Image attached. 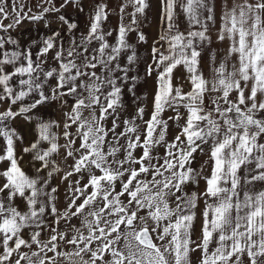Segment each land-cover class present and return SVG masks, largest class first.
Here are the masks:
<instances>
[{
	"label": "snow or ice",
	"instance_id": "obj_1",
	"mask_svg": "<svg viewBox=\"0 0 264 264\" xmlns=\"http://www.w3.org/2000/svg\"><path fill=\"white\" fill-rule=\"evenodd\" d=\"M69 3L83 11L79 0H63L61 7ZM128 3L134 25L149 5L147 0ZM36 6L42 11L29 15L32 9L25 12L23 0H0V32L59 11L52 0ZM215 14V0H161L158 42L167 44V54L152 47L156 67H147L148 76L156 71L152 110L144 120L145 109L137 107L120 132L121 85L129 79L135 53L127 55L126 65L118 61L131 47L126 36L135 29L121 23L110 44L105 37L111 32L102 29L106 4L95 6L87 35L72 40L67 55L57 44L58 32L43 39L35 60L31 47L9 50L7 45L17 42L0 36V104L8 105L0 111V264H192L191 253L197 251L198 264H264V0H224L216 39L229 44L223 59L210 56L206 76L201 48L212 42L209 23H215ZM178 16L186 17L187 32L179 31ZM58 19L69 32L77 28L63 15ZM138 40L145 42V35ZM93 41L98 46L90 47ZM53 51L57 66L46 69ZM179 67L188 91L174 82ZM68 97L71 108L62 125L38 121L36 138L23 147L29 163L36 162L35 174L29 175L16 151L22 137L7 122L19 116L30 121L34 110L57 101L68 105ZM166 109L176 113L168 119L180 129L170 142L168 121L162 118ZM109 118L111 127H106ZM61 126L64 145L52 131ZM157 146L165 149L162 156L153 154ZM62 147L65 163L72 161L62 179L80 178L69 181L71 195L66 193L68 203L61 211L58 189L50 181L61 171L52 157ZM197 152L208 159L193 168ZM201 180L204 188L197 191ZM200 201V235L193 238ZM62 246L72 247L65 251Z\"/></svg>",
	"mask_w": 264,
	"mask_h": 264
},
{
	"label": "rangeland",
	"instance_id": "obj_2",
	"mask_svg": "<svg viewBox=\"0 0 264 264\" xmlns=\"http://www.w3.org/2000/svg\"><path fill=\"white\" fill-rule=\"evenodd\" d=\"M99 0H79V4L82 6L83 11H80L77 7L76 3H69L65 5L64 7H61V4L63 3V0H52L53 4L56 8L59 9L58 12H49L45 13L44 20L40 21H30V20H24L20 25L9 29L7 32H0V36H3L5 39H8L11 37V39L15 40L17 43L16 45H7V48L9 50L13 48H19V49H27L31 47L33 52V59L35 60V53L38 49V47L41 46L43 39H45L47 36L53 35L54 33H59V36L57 37V44L58 46L60 44L63 45V48L65 50V55H67V49L69 48V45L72 40L79 41L82 36L87 35V29L90 23V17L94 14L95 6L98 3ZM224 0H215V3H220ZM25 8L24 11L27 12L29 8L32 9V12L28 13L29 15L32 14H39L42 11V8L37 7L36 5L40 3V0H23ZM100 2V1H99ZM44 7H48L49 5L45 4ZM179 11V10H178ZM151 10L148 9L145 12V14L142 15V20L138 21L137 24L132 26L135 30L132 32H129L126 36L127 43L131 45L130 48L125 49L121 53V59L118 61L119 63L123 65L127 64L126 57L127 55H131L133 52L135 53L136 60L135 62L129 66L130 70L128 72L129 79L124 81V84L121 85L122 87V97H121V107L117 109V115H118V122L120 123V127L116 129L117 132H120L123 129V121L132 119L135 114L137 107H143L145 109L144 113V120L149 119V115L152 110V103H153V95L155 92L156 87V71L154 70L151 76L147 75V67L149 65H152L153 69H155V64L153 62V56H152V47L155 45L156 47L160 48L162 51H164L167 54V44L164 42H158L159 41V35L161 33V22L159 21V16L161 15V5L156 4L154 12H153V18H151ZM154 14H157L154 16ZM60 15H63L66 20H69V22L76 23L77 28L73 31L69 32L67 30L66 24L61 23V21L58 19ZM155 18V21H154ZM178 29L181 32H184L183 28L188 24L187 19L184 16H178ZM11 17L8 20L4 21V24L7 25L11 23ZM47 25V26H46ZM120 25L112 22L110 19L105 20L102 23V29L105 32H111L110 36H106V40L110 44H114L116 42V39L118 37V28ZM155 26V30H154ZM140 33H143L146 37L145 42H141L138 40V35ZM33 41L36 43L33 44ZM98 46V42L93 41V44L90 47H96ZM53 52H50L48 55L47 63L44 64V67L47 69L49 67L57 66L56 62L51 59ZM41 59H44L41 57ZM9 68L11 66H8ZM99 72L100 69H97ZM116 75H123V73H116ZM184 69L182 67H179L178 70L175 72V83L178 84H185L184 91H188L189 87L186 84V81L184 80ZM136 79H133V78ZM51 83H55L52 81ZM119 83V81H118ZM133 89V91L129 92L128 89ZM68 105H61L60 102H54L51 107L48 105L42 106L38 111L34 110L33 113L30 115L32 116V119L25 120L23 116L17 117L15 120L8 121V127L15 129L17 134L22 137V140L17 141L16 151L17 155L21 158V167L29 173V175L35 174V168L32 166L36 162H32V164L29 163L30 156L28 153H24L22 151L23 147L29 146L30 142H32L36 138V131H35V125L40 120H53L56 121L58 124L63 123V121L66 119L64 113L66 111H70L71 103H72V97H68ZM30 102V100L25 101ZM7 104H0V111H3L4 108H6ZM16 108V106H13ZM18 110V108L16 109ZM99 110L97 109V112ZM178 111L182 115H186V110L183 107H180ZM83 115L87 117L89 115L88 110H85ZM176 113L172 109H166L164 113H162V118L164 120L168 121V128L166 132V141H172L174 137L179 133V127L177 126V122L173 120H169L168 117L175 116ZM136 124L141 126V129H143V123L141 120L137 119L135 121ZM180 125L184 123V120H180L178 122ZM106 127H111V118L106 123ZM53 132L56 133L58 137V143L60 145L65 144V139L63 137V128L61 127H54L52 129ZM71 131L75 132V126L72 127ZM159 131V129H157ZM109 137H111V133L109 134ZM125 141L121 139L120 143L123 144ZM79 140H77L76 145L78 147ZM4 146L3 138L0 137V148ZM46 146V145H45ZM205 150L207 152V145H204ZM165 149L163 147L157 146L154 150V155L162 156L164 154ZM65 155V149L62 147L58 154H54L52 159L56 162V165L59 166L61 169L60 172H56L53 174V178L50 181V184L52 187H56L58 189L57 195V208L59 210H63L67 206V199H66V193L69 181H75L79 179L80 177L77 175H74L69 178V181H65L62 179V176L65 171H67V164H71L72 161L69 158L67 161V164L64 160ZM123 153H119L118 157H121ZM134 155L139 156L140 150L137 149ZM195 155V161L192 164L193 168H199L201 164H203L207 159V154H201L197 152ZM4 167L3 164H0V169ZM205 175L208 174L207 171L204 173ZM143 178V177H141ZM150 178V177H149ZM87 179V176L85 174V180L81 181V183H84ZM204 188V182L203 180L200 181L198 188H196L197 191H202ZM117 191H119V184H117ZM67 195H71V193H67ZM121 199H125L122 197ZM203 209V201L199 202V206L197 211V219L195 221V234L193 238H196L200 235V227H201V211ZM143 214V213H141ZM73 224L79 225V220L73 219ZM63 227V225H61ZM31 230H26L27 232H30ZM42 238L47 239V236H43ZM72 246L64 247L62 246V250H70ZM35 248V246H33ZM23 251H28V249H23ZM48 255H52V253H49ZM200 253L193 252L191 253V260L192 264H198V258ZM87 259V257H85Z\"/></svg>",
	"mask_w": 264,
	"mask_h": 264
},
{
	"label": "crops",
	"instance_id": "obj_3",
	"mask_svg": "<svg viewBox=\"0 0 264 264\" xmlns=\"http://www.w3.org/2000/svg\"><path fill=\"white\" fill-rule=\"evenodd\" d=\"M100 1V2H99ZM99 4H106L107 5V10H108V18L112 22L120 25L123 23L124 25H132V13L134 11V8L130 3H128V0H99ZM239 3L240 0H228V3ZM147 3L149 5L148 8L145 9L144 13L149 10H151V18H153V12L155 9L156 4L159 3L161 5V0H147ZM224 1H221L220 3H216V14H215V23H209V35L212 38V42L208 43L205 42L204 45L201 48L202 51V56L203 60L201 63V68L202 71L206 76H210V71L212 67V63L210 62V56H215L217 60H221L224 58L226 54V50L228 47L229 42L227 40L221 42L216 39L217 35V30L221 27V21H220V15H221V10H222V4ZM124 4H127L128 6L124 8L123 13L120 12V7ZM143 14H137L136 15V21H141L142 20V15ZM157 14H154V16ZM122 16V19H121ZM155 21V18H154ZM159 21H160V16H159ZM187 21V20H186ZM136 22V24H137ZM134 24V26L136 25ZM198 26H194L192 30H196ZM155 30V26H154ZM184 32H187L189 30L188 24L183 28Z\"/></svg>",
	"mask_w": 264,
	"mask_h": 264
}]
</instances>
